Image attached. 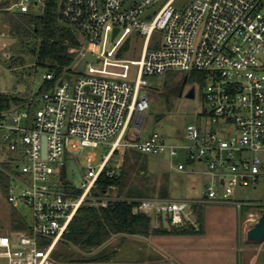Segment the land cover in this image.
Returning <instances> with one entry per match:
<instances>
[{
	"label": "built area",
	"instance_id": "built-area-1",
	"mask_svg": "<svg viewBox=\"0 0 264 264\" xmlns=\"http://www.w3.org/2000/svg\"><path fill=\"white\" fill-rule=\"evenodd\" d=\"M9 1L0 11L40 12L45 7V0ZM58 2L61 20L78 42L71 48L75 61L35 100L34 112L32 99L0 110V165L10 178L7 191H0L13 207L27 205L32 212L30 223L23 217V228L0 234V257L9 264H61L56 249L79 207L107 206L117 199L111 195L116 186L103 196L93 195L92 189L118 146L167 156L168 164L181 172L211 174L215 181L207 186L205 199L231 202L238 188L258 182L264 168V0ZM135 33L144 39L136 59L127 56L126 47ZM89 54L94 60L78 70ZM169 71L200 75L201 84L186 78L183 87L186 93L194 87L193 99L199 96L204 105L196 112L199 120L186 127L187 142H170L158 133L145 140L126 138L130 125L144 126L150 107L147 76ZM54 77L53 71L43 73V79ZM102 143L110 149L97 167L91 164L95 154L87 155L82 193L68 190L76 187L66 182L67 156ZM182 154L185 161L175 164ZM195 163L207 168L188 169ZM135 200L134 211L155 213L170 227L200 228L198 201ZM259 218L250 211L245 221Z\"/></svg>",
	"mask_w": 264,
	"mask_h": 264
},
{
	"label": "rangeland",
	"instance_id": "rangeland-1",
	"mask_svg": "<svg viewBox=\"0 0 264 264\" xmlns=\"http://www.w3.org/2000/svg\"><path fill=\"white\" fill-rule=\"evenodd\" d=\"M0 26L2 27L0 29V90L13 94H33L39 89L45 71L37 69L35 59L29 55L26 56L27 64L19 63L13 67L9 66L11 59L5 55L16 57L20 43L8 32L6 26L1 23V19ZM143 40L140 34H133L128 44L130 48L127 53L128 57L134 59L140 57ZM199 77V73L195 71L189 73L169 71L164 75L147 76L150 83L148 87L150 107L146 111L144 126L142 129H135L130 125L126 138L140 137L145 140L152 134L158 133L170 142L186 143V127L199 120L196 112L201 111L204 105L199 96L195 99L186 96L187 86L180 93H174V91L176 86L184 83L185 78H188V83L201 84ZM34 110L35 108L31 112ZM113 140L114 138H111L109 143ZM109 149V144L102 143L99 147H86L81 151L70 153L71 156L66 158L65 167L67 184L81 188L86 181L87 155L95 154L91 164L97 167ZM123 150V147L119 149L118 165L121 163ZM260 155L263 157V154ZM2 160L4 158L0 153V161ZM169 161L167 156L164 158L148 156V170L144 175L142 170L137 172L130 166L131 164H128L127 172L130 183L137 187H148L152 196H158L160 188L167 184L169 198L198 201L199 210L202 212L204 232L193 236L153 235L149 240L150 243L156 245L157 248H165L162 250L163 256L169 257L173 254L179 261L187 260L185 262L188 264H248L246 253H255L258 248H261L259 262L264 263V241L259 243L246 240L243 230V226L249 229L256 223L252 220L245 222L250 211L258 212L259 217L264 214V168L255 185L238 188L231 202H219L204 198L207 186L215 181L211 174L181 172L171 167L168 164ZM179 161H185L183 154L174 159L175 164ZM193 166L197 170L207 168L205 163H195ZM193 166L188 165V169ZM111 195L119 198L118 187L111 189ZM238 202L241 203L240 206ZM12 213L18 214L22 219L25 217L30 223L31 208L23 204H19L16 208L13 207L8 202L7 196L0 191V234L10 231ZM151 217L153 226L161 225L162 222L155 213H151ZM162 221L164 225H167L164 219ZM105 247L112 248V245L109 244L101 249ZM97 251L100 249L89 252L93 256ZM58 253L62 254L60 260L68 264L85 254L80 247L66 244L63 241L57 246L56 254ZM0 264H9L8 259L0 257ZM168 264L177 263L171 259Z\"/></svg>",
	"mask_w": 264,
	"mask_h": 264
},
{
	"label": "trees",
	"instance_id": "trees-1",
	"mask_svg": "<svg viewBox=\"0 0 264 264\" xmlns=\"http://www.w3.org/2000/svg\"><path fill=\"white\" fill-rule=\"evenodd\" d=\"M9 0H3L1 7L9 6ZM1 23L6 26L8 32L18 40L20 48L16 57L5 55L11 59L9 66L17 64L25 65L26 56L29 55L35 60V67L43 71H53V79H43L39 89L33 94H13L0 91V110L8 109L14 105H26L32 109L35 100L44 92L54 87L56 81L61 77L63 71L71 66L76 59L77 53L71 51L78 42L74 32L61 20L58 0H45L43 11L13 12L8 10L0 11ZM2 27L0 26V29ZM126 47H128L126 45ZM125 47V48H126ZM188 81V78H187ZM186 82V78L184 80ZM184 83L176 86L174 93L182 92ZM123 147V155L118 165L119 149ZM148 154H144L133 148L118 146L111 153L104 172L96 181L92 194L103 196L105 192L116 186L119 189V198L110 200L107 206L84 203L74 215L67 232L61 241L66 244L83 249H95L104 246L114 235H139L149 237L150 235L166 234H200L203 232L202 212L198 204L200 228L190 227H169L164 225L161 217V225L153 226L150 214L134 211L137 205L135 199L161 197L169 198L168 186L160 188L158 196H152L148 187H137L132 185L127 172L128 164L144 175L148 170ZM4 166L8 164L3 163ZM0 165V187L7 191L10 182ZM107 171H113L112 176H107ZM76 193H82L80 188H67ZM25 226L21 216L12 213L11 229H20ZM123 238V237H122ZM116 254L114 249L102 260H110Z\"/></svg>",
	"mask_w": 264,
	"mask_h": 264
},
{
	"label": "crops",
	"instance_id": "crops-1",
	"mask_svg": "<svg viewBox=\"0 0 264 264\" xmlns=\"http://www.w3.org/2000/svg\"><path fill=\"white\" fill-rule=\"evenodd\" d=\"M195 167V166H193ZM246 222V221H245ZM203 223V222H202ZM243 230L245 232V239H247V230L248 227L243 226ZM203 232H204V223H203ZM202 232V233H203ZM172 235V234H166ZM175 236H193L197 234H173ZM149 237H143L139 235H114L109 242H107L104 246L112 245V248L105 247L104 249L95 248V249H83L85 254H82V257L78 260L71 261L70 264H168V261L173 259L177 264H188L187 260H178L173 254H170L169 257L163 256L162 250L163 247L157 248L156 245L150 243ZM123 237V238H122ZM113 241H116L115 243ZM261 243V242H259ZM102 246V247H104ZM248 247V246H247ZM251 248V246L249 247ZM95 253V255L91 256V250H99ZM116 250L115 256L110 260H102L103 257L108 255L111 251ZM160 249V250H159ZM249 250V249H248ZM90 251V252H89ZM89 253V254H88ZM260 255L261 248H258L255 253H246L248 256V264H260ZM60 258L62 254H57ZM181 257V256H180ZM182 259V258H181ZM61 264H68L67 262L61 261ZM264 264V263H262Z\"/></svg>",
	"mask_w": 264,
	"mask_h": 264
},
{
	"label": "water",
	"instance_id": "water-1",
	"mask_svg": "<svg viewBox=\"0 0 264 264\" xmlns=\"http://www.w3.org/2000/svg\"><path fill=\"white\" fill-rule=\"evenodd\" d=\"M118 29L115 30V33L117 32ZM93 61L94 56L93 55H87L84 59L80 61V63L77 65L78 70H83L84 65L86 61ZM62 81H60V84ZM186 96L188 98H194L195 97V89L192 87L188 93H186ZM61 192H63L65 189L61 188ZM206 196V195H205ZM247 239L250 241H257V242H263L264 241V214L261 215V217L258 219V221L247 230ZM16 235H13V239L15 240Z\"/></svg>",
	"mask_w": 264,
	"mask_h": 264
}]
</instances>
